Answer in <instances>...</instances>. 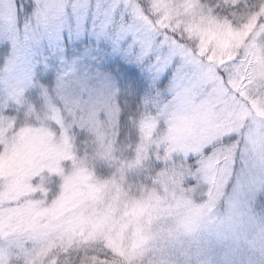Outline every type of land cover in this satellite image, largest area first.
<instances>
[{
    "label": "rangeland",
    "instance_id": "rangeland-1",
    "mask_svg": "<svg viewBox=\"0 0 264 264\" xmlns=\"http://www.w3.org/2000/svg\"><path fill=\"white\" fill-rule=\"evenodd\" d=\"M141 3L211 75L0 83V264H264V0Z\"/></svg>",
    "mask_w": 264,
    "mask_h": 264
},
{
    "label": "snow or ice",
    "instance_id": "snow-or-ice-1",
    "mask_svg": "<svg viewBox=\"0 0 264 264\" xmlns=\"http://www.w3.org/2000/svg\"><path fill=\"white\" fill-rule=\"evenodd\" d=\"M146 15L141 0H0V83L115 85L139 99L211 75L177 33Z\"/></svg>",
    "mask_w": 264,
    "mask_h": 264
}]
</instances>
